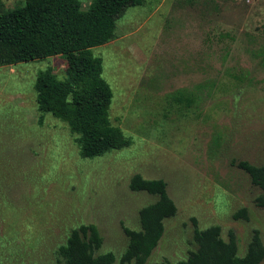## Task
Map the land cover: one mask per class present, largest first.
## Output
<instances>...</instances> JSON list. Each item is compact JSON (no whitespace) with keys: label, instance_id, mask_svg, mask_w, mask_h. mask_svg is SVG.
Wrapping results in <instances>:
<instances>
[{"label":"rangeland","instance_id":"rangeland-1","mask_svg":"<svg viewBox=\"0 0 264 264\" xmlns=\"http://www.w3.org/2000/svg\"><path fill=\"white\" fill-rule=\"evenodd\" d=\"M143 1L92 49L113 94L110 124L129 141L120 149L83 158L66 124L37 110L35 77L50 68L63 80L62 57L0 66V264H64L58 248L89 224L97 254L121 264L123 228L139 230V210L158 200L129 190L136 174L163 180L177 208L146 264L185 260L192 219L224 241L233 233L240 257L254 231L264 244V191L237 168L264 164V0ZM179 91L196 97L190 109L173 102ZM242 209L247 218H234Z\"/></svg>","mask_w":264,"mask_h":264},{"label":"trees","instance_id":"trees-1","mask_svg":"<svg viewBox=\"0 0 264 264\" xmlns=\"http://www.w3.org/2000/svg\"><path fill=\"white\" fill-rule=\"evenodd\" d=\"M143 3V0H92L83 11L78 0H24L21 7L6 11L0 8V66L57 56L65 60L63 80L50 68L37 73L33 83L35 102L40 113L62 121L77 136L76 144L83 158L93 159L129 143L121 129L110 124L113 94L101 76L102 60L93 56L92 49L114 40L117 20L128 8ZM173 102L190 109L196 97L179 91ZM237 168L264 191V164L239 161ZM128 188L158 197L156 202L139 210V230L123 228L128 243L120 263L146 264L163 236V222L174 217L177 208L161 179L146 180L136 174L130 178ZM257 204L264 207V195L257 198ZM239 217L246 219V210L234 216ZM191 221L196 249L177 264H260L264 260V244L258 231L253 232L245 255L240 257L233 233L224 241L219 226L199 230L196 220ZM102 241L95 225H81L58 248V256L64 264H112L113 253L97 254Z\"/></svg>","mask_w":264,"mask_h":264}]
</instances>
